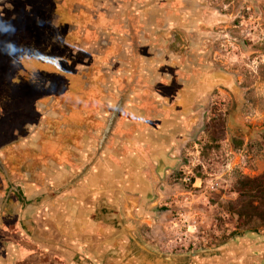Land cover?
I'll use <instances>...</instances> for the list:
<instances>
[{
    "label": "flooded vegetation",
    "instance_id": "flooded-vegetation-1",
    "mask_svg": "<svg viewBox=\"0 0 264 264\" xmlns=\"http://www.w3.org/2000/svg\"><path fill=\"white\" fill-rule=\"evenodd\" d=\"M87 1L0 0V264H184L149 222L218 79L202 0Z\"/></svg>",
    "mask_w": 264,
    "mask_h": 264
},
{
    "label": "rangeland",
    "instance_id": "rangeland-1",
    "mask_svg": "<svg viewBox=\"0 0 264 264\" xmlns=\"http://www.w3.org/2000/svg\"><path fill=\"white\" fill-rule=\"evenodd\" d=\"M202 3V50L218 79L200 101L196 137L149 222L161 251L199 258L264 237L263 222L243 227L236 211L241 181L264 175V0Z\"/></svg>",
    "mask_w": 264,
    "mask_h": 264
},
{
    "label": "crops",
    "instance_id": "crops-1",
    "mask_svg": "<svg viewBox=\"0 0 264 264\" xmlns=\"http://www.w3.org/2000/svg\"><path fill=\"white\" fill-rule=\"evenodd\" d=\"M84 189L92 198L97 197V194L89 191L87 184H85ZM86 204V200L83 198H79L77 202L74 200L71 201L70 207L79 215L77 220L72 221V226L75 227V224L81 223L82 218L80 217V214L82 209L86 207ZM127 209L130 211L129 208ZM87 239L91 241L90 237H87ZM68 242L71 243V240L69 239ZM38 243L41 245L42 241H39ZM72 243H74V241H72ZM24 246L25 251L22 252L23 260L21 261V264H69L66 262V257L63 254L56 252L52 248L47 249L30 247L28 245ZM91 255L100 261L106 259V255H101L96 250H92ZM114 255L119 256V254L116 253H114ZM179 258L184 264H264V237H262L261 240H255L254 237L246 236L239 240L235 246L222 248L209 255L207 254L205 258H199L195 253L185 254ZM123 260H125V258H123L122 261ZM164 262V259L159 260L160 264ZM117 263L121 264V261H118Z\"/></svg>",
    "mask_w": 264,
    "mask_h": 264
},
{
    "label": "trees",
    "instance_id": "trees-1",
    "mask_svg": "<svg viewBox=\"0 0 264 264\" xmlns=\"http://www.w3.org/2000/svg\"><path fill=\"white\" fill-rule=\"evenodd\" d=\"M239 195L241 199L236 211L240 225L246 227L256 220L264 223V175L254 179H243Z\"/></svg>",
    "mask_w": 264,
    "mask_h": 264
},
{
    "label": "clouds",
    "instance_id": "clouds-1",
    "mask_svg": "<svg viewBox=\"0 0 264 264\" xmlns=\"http://www.w3.org/2000/svg\"><path fill=\"white\" fill-rule=\"evenodd\" d=\"M3 27V22L2 21H0V28H2ZM52 63H55L54 61H52Z\"/></svg>",
    "mask_w": 264,
    "mask_h": 264
},
{
    "label": "water",
    "instance_id": "water-1",
    "mask_svg": "<svg viewBox=\"0 0 264 264\" xmlns=\"http://www.w3.org/2000/svg\"><path fill=\"white\" fill-rule=\"evenodd\" d=\"M237 242H239V240H236V241H235V244H236Z\"/></svg>",
    "mask_w": 264,
    "mask_h": 264
}]
</instances>
